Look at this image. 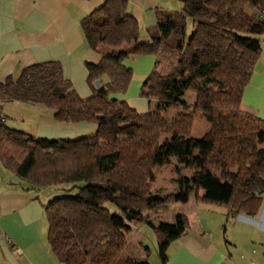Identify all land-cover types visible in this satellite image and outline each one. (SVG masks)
<instances>
[{"label":"trees","instance_id":"1","mask_svg":"<svg viewBox=\"0 0 264 264\" xmlns=\"http://www.w3.org/2000/svg\"><path fill=\"white\" fill-rule=\"evenodd\" d=\"M127 3L107 0L81 21L89 46L103 54L98 63L86 64L88 98L78 94L58 62L36 63L0 82L1 101L42 103L59 122L98 124L95 133L75 138L34 137L0 125L1 163L25 189L56 194L45 204L48 242L63 264H117L128 245L124 214L131 217L134 209L167 211L191 193L226 207L230 218L252 216L264 202V120L242 108L261 52L264 0H182L179 10L160 14L146 40ZM172 53L170 72L156 67L142 88L146 98L157 97L155 109L140 113L110 96L129 87L133 69L122 62L125 57ZM187 92L194 101L186 100ZM172 107L181 109L165 117ZM201 118L211 126L196 138L191 128ZM165 135L170 140L161 144ZM172 158L191 174L177 178V194L153 191V166ZM111 206L123 214L112 213ZM150 222L166 264L169 245L190 221L179 212L173 222ZM125 264L151 262L141 256Z\"/></svg>","mask_w":264,"mask_h":264},{"label":"crops","instance_id":"2","mask_svg":"<svg viewBox=\"0 0 264 264\" xmlns=\"http://www.w3.org/2000/svg\"><path fill=\"white\" fill-rule=\"evenodd\" d=\"M106 1L0 0V82L18 77L26 67L36 63L58 62L78 94L88 98L92 85L86 64L98 63L103 54L89 46L81 21ZM127 1L126 11L137 20L143 40L157 29L162 12L179 10L182 6V0ZM260 41L261 52L243 91L242 106L264 120V32ZM132 57L122 61L133 69L127 91L110 96L133 98L135 104L129 105L145 111L151 101L146 107L139 96H144L143 85L158 67L159 57L152 54ZM0 109L8 118L7 125L12 120L10 128L34 137L75 138L91 135L98 128L95 121L59 122L42 103L0 100ZM20 182L21 178L0 161V264H63L48 242L45 204L56 194L25 189ZM203 193L200 189V195ZM191 202L184 211L190 226L169 245L166 264H264V202L252 216L239 214L229 218L224 207V217L220 215L215 224L210 217L217 211H201L197 203ZM173 212L175 217L177 210Z\"/></svg>","mask_w":264,"mask_h":264},{"label":"rangeland","instance_id":"3","mask_svg":"<svg viewBox=\"0 0 264 264\" xmlns=\"http://www.w3.org/2000/svg\"><path fill=\"white\" fill-rule=\"evenodd\" d=\"M192 26L189 25V31L191 30ZM150 38V34L148 33V38ZM160 57V64H158L157 70L160 73H168L171 70V61L176 59L175 54H161ZM133 58V57H130ZM104 80V78H103ZM98 81V80H97ZM97 81H95V85H97ZM99 82V81H98ZM132 89V88H131ZM112 94V93H111ZM127 95V93H126ZM135 98V97H134ZM185 98L187 101H194L195 94L192 92H187L185 95ZM128 104L134 105L135 101L133 98H129ZM139 100L141 103H144L146 107L149 106V100L151 101V106L149 109H145V111H142V109H137L140 113H146L150 111L151 109H155L157 97H152V99H148L145 96H139ZM134 108V107H133ZM242 108L246 110L243 106ZM180 107H172L167 108L164 111V115L167 118L174 117L177 115L180 111ZM9 127H13L12 120L8 123ZM211 124L204 118L194 120L192 128H191V134L198 138L202 137L209 129ZM170 136H162L160 143L163 144L165 141H169ZM261 145H264V142L261 143ZM199 151H196V154H198ZM153 172L156 176L155 181L152 184L153 191L161 192V193H173L177 194L179 186L177 182V178L184 175H190L191 170L185 167H177V161L172 158L171 163L169 164H155L153 166ZM44 193L52 194V189L43 188L42 189ZM189 195V196H188ZM185 197L184 201H187L189 197H192L188 203H183V200L177 199L175 203L172 204V208L169 210L164 209H156V208H149V209H140L135 210L131 217H128L124 214L125 223L122 226L123 232L126 234L128 245L127 248L119 255L120 261L118 259L117 264H125L128 257L131 259L139 258L141 256H147L149 258V261L151 264H158V262H161L160 256H159V246H158V240L156 237V234L154 232V229L151 227V222L159 223V222H173L175 220L174 217V210H177V213L182 212L186 210V206L191 204L194 205V203H197L199 206V210L206 211L207 209H212L217 212H214L215 214L212 215L211 220L212 222L218 223V219L220 215H223L224 206L212 203V202H206V201H200L195 198L193 194H188ZM192 195V196H191ZM53 196V194H52ZM52 198V197H51ZM196 199V202L194 200ZM223 208V210H222ZM111 212L112 213H120L123 214L124 210L121 208L111 206ZM194 212L196 210L194 209ZM176 213V214H177ZM186 214V213H185ZM129 220V222H128ZM229 225L232 224V222L229 221ZM222 230V229H221ZM229 235V232L227 233ZM176 240V239H175ZM173 240V241H175ZM172 241V242H173Z\"/></svg>","mask_w":264,"mask_h":264},{"label":"built area","instance_id":"4","mask_svg":"<svg viewBox=\"0 0 264 264\" xmlns=\"http://www.w3.org/2000/svg\"><path fill=\"white\" fill-rule=\"evenodd\" d=\"M259 15H260L261 20H263V22H264V8L261 9ZM7 120H8V118H7L6 114L4 113L3 110L0 109V125L6 124Z\"/></svg>","mask_w":264,"mask_h":264},{"label":"water","instance_id":"5","mask_svg":"<svg viewBox=\"0 0 264 264\" xmlns=\"http://www.w3.org/2000/svg\"><path fill=\"white\" fill-rule=\"evenodd\" d=\"M99 84V82H97Z\"/></svg>","mask_w":264,"mask_h":264}]
</instances>
